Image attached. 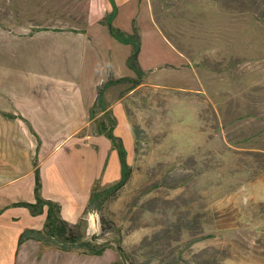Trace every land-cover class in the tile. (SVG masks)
<instances>
[{
	"label": "rangeland",
	"instance_id": "1",
	"mask_svg": "<svg viewBox=\"0 0 264 264\" xmlns=\"http://www.w3.org/2000/svg\"><path fill=\"white\" fill-rule=\"evenodd\" d=\"M150 1L203 92L119 85L131 176L95 211L113 224L101 243L122 247L125 264H264V0ZM69 2L80 3L0 0V28L72 23ZM87 2L77 14L94 22L100 2Z\"/></svg>",
	"mask_w": 264,
	"mask_h": 264
},
{
	"label": "crops",
	"instance_id": "2",
	"mask_svg": "<svg viewBox=\"0 0 264 264\" xmlns=\"http://www.w3.org/2000/svg\"><path fill=\"white\" fill-rule=\"evenodd\" d=\"M79 1L67 5L72 23L0 28V47L7 52L0 57V264H125L113 243L96 256L45 247L36 239L20 241L24 231L42 230L46 208L34 216L16 206L35 203L37 167L42 198L58 203L67 223L84 220L87 239L105 240L98 214L86 209L94 186L118 182L121 167L111 142L97 132L96 120L109 113L116 119L117 137L132 145L133 135L124 97L113 98L119 85L106 89V104L93 118L90 110L98 87L135 74L127 66L131 45L115 39L100 19L113 12V27L128 35L137 31L144 72L140 86L194 96L203 92L197 67L157 26L150 0H113L108 7L99 0L94 22L77 14ZM83 5L89 10L94 0Z\"/></svg>",
	"mask_w": 264,
	"mask_h": 264
},
{
	"label": "trees",
	"instance_id": "3",
	"mask_svg": "<svg viewBox=\"0 0 264 264\" xmlns=\"http://www.w3.org/2000/svg\"><path fill=\"white\" fill-rule=\"evenodd\" d=\"M112 5L113 0H110ZM113 18V12L106 16V24L110 30L111 35L117 39L119 42L131 45L132 52L127 59V66L135 74V77H124L119 79H110L106 83L102 84L97 89V102L90 110V117H94L103 108L100 106V101L103 96L104 91L114 85H127L126 92H132L137 87L142 84L144 77V72L140 69L138 63V54L140 52V37L137 31L133 34L128 35L116 29L111 25ZM104 118L101 120H96V130L99 134L104 135L112 144L114 150L117 151L120 167H121V177L118 182L106 186H94L91 191L89 203L86 209L87 211H102V206L104 202L111 197L115 199L118 192L128 183L131 176V167L127 161V152L125 150L123 141L120 137L114 134V128L116 126V119L112 117L109 113L103 115ZM109 121V124L107 121ZM135 135L137 137V131L135 127H132ZM36 166V165H35ZM41 182L39 170L35 169V203H19L16 206H21L27 208L32 215H40L44 212L46 208V219L42 230H26L20 236V241L25 239H36L42 243L45 247H55L64 252L77 251L86 255H102L106 250L107 245L97 244L96 240L98 237L93 236L91 239H87L85 235V222L84 220H79L76 224H70L64 221L60 216V205L56 202L45 200L41 196ZM99 222L101 226L102 234L109 231L110 225L109 221H106L102 215L99 216ZM117 249L122 257L127 261L125 257V251L122 247L117 246Z\"/></svg>",
	"mask_w": 264,
	"mask_h": 264
}]
</instances>
